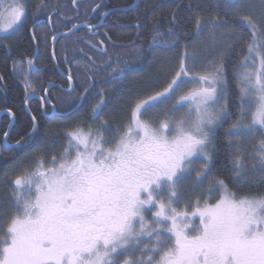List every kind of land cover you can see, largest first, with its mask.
I'll use <instances>...</instances> for the list:
<instances>
[{
  "label": "snow or ice",
  "instance_id": "obj_1",
  "mask_svg": "<svg viewBox=\"0 0 264 264\" xmlns=\"http://www.w3.org/2000/svg\"><path fill=\"white\" fill-rule=\"evenodd\" d=\"M81 2L71 0L69 16L65 0H0V16L10 21L0 29L7 33L0 35V55L12 59L13 79L23 82L30 124L14 144L5 131L0 152L32 141L48 105L55 111L52 86L40 81L39 95L24 71L35 66L42 44L47 50L51 42L50 59L58 60L56 43L86 28L87 37L75 43L107 57L98 63L87 56L79 86L71 65L81 60L65 57L66 95L82 88L69 109L78 111L89 98L96 103L65 131L59 154L53 139L15 174L0 170V264H264V0H189L168 5L167 15L149 5L142 17L150 25L147 48L129 41V57L115 60L107 53L110 34L95 42L99 25L89 19L106 15L102 5L81 18ZM189 25L194 47L185 44L178 70L161 64L170 79L157 86L147 78L142 91L129 89L130 119L106 115L146 53L171 51ZM145 26L137 22V39ZM24 44L34 48L22 63L14 53ZM186 83L194 87L185 92ZM7 87L0 75V89ZM30 97L40 100V115Z\"/></svg>",
  "mask_w": 264,
  "mask_h": 264
},
{
  "label": "trees",
  "instance_id": "obj_2",
  "mask_svg": "<svg viewBox=\"0 0 264 264\" xmlns=\"http://www.w3.org/2000/svg\"><path fill=\"white\" fill-rule=\"evenodd\" d=\"M34 3L35 0H30ZM135 0H108V5H105L103 0H82L79 8V15L81 18L84 17L86 11L90 12L91 8L96 4L100 3L102 8L100 11L106 12L107 9H114L113 12L107 16L103 26L97 31L96 41L99 42V39H104L102 33L108 32L111 37V41L114 43H122L127 45L129 41L135 40L136 43L143 44L147 48L148 43L150 42V25L147 24L146 20H143L142 17L150 15L149 5H152L153 8H156L157 5L163 6L162 9L156 8L157 11H163L164 15H167L168 5H175V3L188 4L189 0H139L138 4L134 7ZM197 0H192V3L195 4ZM67 7L65 11L69 16L75 15V10L72 9L71 0H65ZM148 10V11H146ZM100 14L92 13L89 16L91 23L96 24L100 21ZM29 19H31V13L29 14ZM140 21L145 23V27L140 35V38L137 39V22ZM83 23L81 19L79 21ZM31 26V25H30ZM23 26L22 31L27 34V29L30 27ZM70 27V25H68ZM58 29L63 32L65 27L63 24L57 25ZM161 31H166L165 28H162ZM194 32V29L189 25V35L187 37H181L176 47L171 51L167 52H147L144 59L135 65L134 69L131 70L128 74L127 79L124 81L123 89L125 90V95L123 97H117L113 94V100L109 108L105 110L106 115H112L115 119L123 120L125 117L130 119V110L128 109V96L127 91L129 89L134 92H140L143 90V84L145 79L150 78L152 82L157 86H162L167 79H170V75L161 72V64L166 66L168 69H171L174 73L175 70H178L180 58L183 55L184 46L187 43L188 47L191 49L194 47L192 43L191 33ZM88 35L87 29L85 28L82 31H77L75 35H69L67 39H60V41L55 46V51L58 56V60H55L57 63L59 72L65 77L68 76L69 64L66 63L65 57L67 56L68 60H72L74 56L80 58L81 63L77 65L73 61L71 65L72 73L76 77V85H82L85 83L86 75L84 72V63L87 61V56H92L98 63L102 60H106L107 57L103 53L98 52L94 49H90L84 43H75L78 39L86 38ZM107 41V40H106ZM108 55L112 56L113 60L119 57H129L130 53L126 47H113L109 42L106 44ZM33 48L29 47L28 44H24L19 50L15 51V59L20 62L26 61L27 58L32 56ZM83 48V55L80 53V49ZM47 51V56H46ZM51 56V46L49 42V47L46 50L42 44L39 49V57L35 63V67L38 69H43V72L40 74L32 71L31 68L25 67L24 71L27 72L33 84L36 86L39 95L43 94V91L40 89V81H43V86L46 85H60L64 88L67 87V83L60 78L56 69L53 66V63L50 59ZM0 75L5 77V81L8 85L7 90L0 89V114L5 112L1 118V131L5 132L9 127V122L11 121L5 109H12L16 113L17 119L14 120L13 126L11 127L10 137L8 138L9 144H14V142L19 139L20 136L24 135L28 131L30 124L27 119H25L24 113V87L21 80L13 79V65L12 59H4L3 55H0ZM106 74L101 73L97 76L98 81H102L103 77ZM82 91L81 87H77L76 91L72 93V96L69 97L66 93H62L58 89H52L48 96L54 102L55 109L57 113L51 117H44L41 120L40 133L32 141L27 144L21 145L19 148H16L13 152H0V170L7 168L10 173L15 174L17 169L20 167V162H27L34 158V154L40 150L39 146L44 142H50L55 139L56 143V154H59L61 149V144L66 143L62 140L65 131L73 126V122L82 117L85 113L90 114V109L96 100L91 98L84 101L83 106L79 107V110L69 109V102L74 99L79 92ZM231 91L234 93L235 88L233 87ZM98 99V98H97ZM32 111L40 115V104L34 99L30 101ZM97 123H99L97 121ZM85 131L88 130L89 123L86 122L84 125ZM227 127V125H225ZM49 158L51 153L48 154ZM0 187H2V179H0ZM231 187V185H230ZM233 191H236L238 194H242L243 190L233 188ZM5 194L0 192V197ZM214 202V201H213ZM183 207V205H181Z\"/></svg>",
  "mask_w": 264,
  "mask_h": 264
},
{
  "label": "flooded vegetation",
  "instance_id": "obj_3",
  "mask_svg": "<svg viewBox=\"0 0 264 264\" xmlns=\"http://www.w3.org/2000/svg\"><path fill=\"white\" fill-rule=\"evenodd\" d=\"M104 2H105V5H108V0H103ZM135 3V2H134ZM132 6H136V5H132ZM114 10V9H113ZM113 10L112 9H107V11L105 12V13H108V14H106V15H104V16H102V17H100L101 19H100V21L97 23V25H99V28H98V31L100 30V28L103 26V24H104V22H105V20L107 19V16L108 15H110L112 12H113ZM30 20V19H29ZM25 26L26 27H28V26H30V24L29 23H25ZM102 35L104 36V33H102ZM104 38L106 39V40H108V38L107 37H105L104 36ZM109 44H111L113 47H117V46H115L116 44L117 45H119L118 43H114V42H112L111 40H110V42H109ZM50 46H51V42H50ZM118 48V47H117ZM51 61H52V63H53V60L51 59ZM56 63V62H55ZM55 63H53V66H54V68L56 69V71H57V73L59 74V76H60V78L61 79H63L68 85H69V81H68V79H67V77H65L63 74H61L60 72H59V69H58V66H57V68H56V66H55ZM56 65H57V63H56ZM32 69V71H34L35 73H37V74H40V73H42L43 72V69H38V68H36L35 66L33 67V68H31ZM49 85L50 84H48V85H46L45 86V88H48L49 87ZM57 84H55V86H56ZM68 85H67V87L66 88H64V87H62V86H60V85H58V87L57 88H51V90L52 89H58L59 91H61L62 93H66L67 92V90H68ZM44 87V86H43ZM40 89H41V87H40ZM50 90V91H51ZM39 92V91H38ZM49 94V93H48ZM47 94V95H48ZM42 95H44V93L42 94ZM49 97V96H48ZM34 99H36L38 102H39V104H40V100L38 99V98H34ZM34 99H32V100H34ZM31 101V100H30ZM57 113V110L55 109V111H53V108H52V104H49L48 105V116H45V118L46 117H51V116H54L55 114ZM4 115V114H3ZM8 116V115H7ZM3 116H1L0 117V124H1V118H2ZM10 118V117H9ZM10 120H11V118H10ZM14 123V122H13ZM13 125V124H12ZM0 127H1V125H0ZM11 129V127H8L7 128V130L6 131H8L9 133H10V130ZM4 131L2 132L1 131V128H0V142H2L4 139H5V137H4ZM9 143V142H8Z\"/></svg>",
  "mask_w": 264,
  "mask_h": 264
},
{
  "label": "rangeland",
  "instance_id": "obj_4",
  "mask_svg": "<svg viewBox=\"0 0 264 264\" xmlns=\"http://www.w3.org/2000/svg\"><path fill=\"white\" fill-rule=\"evenodd\" d=\"M248 2L251 3V4H257L258 5V0H248ZM257 11H259L258 7H257ZM9 23H10V21H9L8 18H6L5 16H0V29L7 28L8 25H9ZM6 34L7 33H0V35H6ZM200 67H201V64L200 63H197V69H199ZM192 87H194V85H192L191 83H186L183 86L182 91H185L186 92L188 89H190ZM141 239L144 240L145 242L148 241V238L147 237H141Z\"/></svg>",
  "mask_w": 264,
  "mask_h": 264
},
{
  "label": "water",
  "instance_id": "obj_5",
  "mask_svg": "<svg viewBox=\"0 0 264 264\" xmlns=\"http://www.w3.org/2000/svg\"><path fill=\"white\" fill-rule=\"evenodd\" d=\"M138 1H139V0H136L134 5H137V4H138ZM108 13H109V12H108ZM108 13H106V14H108ZM70 35H71V34H70ZM115 46H117V47H119V46H124V47H125V45H123V44H119V45L116 44ZM53 63H55L54 60H53ZM55 66H56V68H57L56 63H55ZM50 86H52L51 88H57V87H58L57 85H56V86H55V85H50ZM34 98H36V97H30V100H32V99H34ZM4 113H5V112L1 113V114H0V117L3 116ZM11 120H12L11 123L13 124L14 120H13L12 118H11Z\"/></svg>",
  "mask_w": 264,
  "mask_h": 264
}]
</instances>
